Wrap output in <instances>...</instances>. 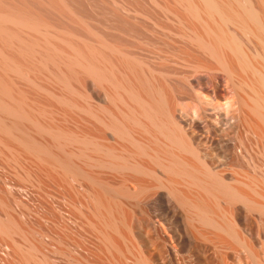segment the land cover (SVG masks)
Segmentation results:
<instances>
[{
    "label": "bare ground",
    "instance_id": "6f19581e",
    "mask_svg": "<svg viewBox=\"0 0 264 264\" xmlns=\"http://www.w3.org/2000/svg\"><path fill=\"white\" fill-rule=\"evenodd\" d=\"M122 1L163 49L70 0H0V247L16 264H264V0ZM31 201L55 229L32 233L14 210Z\"/></svg>",
    "mask_w": 264,
    "mask_h": 264
},
{
    "label": "rangeland",
    "instance_id": "374dc122",
    "mask_svg": "<svg viewBox=\"0 0 264 264\" xmlns=\"http://www.w3.org/2000/svg\"><path fill=\"white\" fill-rule=\"evenodd\" d=\"M73 4H74V6L75 7H77V8H79V10H81V12L88 18V19H90L89 21H91V22H94L96 25H98V26H100L103 30H105L106 32H110L111 34L113 33L114 35L115 34H117V36L118 35H120L121 36V38L123 39V41L125 42V43H127L128 45H129V47H130V45H131V48H133V49H137L136 51L138 52L139 50L141 51V52H143L144 54L146 53H148V52H150L151 51V53H152V51H155V50H157V49H155V48H158L159 49V47H157V46H159V45H161L160 46V49H163V44L157 39V38H155V37H153L151 34H149L148 32H146L143 28H142V25H144L145 23H147V22H151V21H144L143 19H141V17H139V16H136V17H134L135 18V20L137 21V22H135V20L133 19V20H131L132 18H131V15H130V18H129V16H126V17H124V15L125 14H123V13H120V12H115V6H114V4L112 5V3H109L110 1L109 0H107V1H109V2H106V1H103V0H70ZM122 1V0H121ZM123 1H126V2H128V4L129 5H135L136 4V2H132L133 0H123ZM122 1V2H123ZM130 2H131V4H130ZM132 3H134V4H132ZM127 4V3H126ZM137 5V4H136ZM135 5V7H137V6H139V5H137L136 6ZM142 6H144V5H141V7H140V9H143L142 10V12H145L146 14H148L150 11H151V8L149 9V5H147V4H145V6H147V8H148V10H149V12H148V10L147 9H145L144 7H142ZM118 11V10H117ZM152 12V11H151ZM151 12L149 13V14H151ZM153 13V12H152ZM119 14V15H118ZM122 16H121V15ZM158 15V16H157ZM156 16H157V20L159 21V22H165V20H164V18H163V16L161 15V14H157ZM140 18V20H139V18ZM129 18V19H128ZM136 18H138V19H136ZM164 20V21H163ZM142 21V22H141ZM120 36H119V38H120ZM122 39H121V41H122ZM122 41V42H123ZM123 42V43H124ZM126 44V45H127ZM157 45V46H156ZM155 46V47H154ZM152 48L154 49V50H152ZM165 49V48H164ZM140 51L138 52V53H140ZM143 53H140L141 55H143ZM145 54V56H147ZM148 56L150 57V53H148ZM201 94H206V95H210L211 93L210 92H208V91H205V90H202V89H199L198 90ZM208 108L209 107H211V106H207ZM213 108V107H212ZM191 114H193V113H191ZM191 114H187V113H185L184 115L186 116V117H188V118H190L191 116ZM12 199H10V200H8L9 201V203L10 204H12L13 205V203H14V200H12V202H10ZM32 205H29V203L27 204V205H29L28 207L26 206V207H24V209L23 208H21V207H15V208H17V209H15L13 206H15L16 204H14L12 207L14 208V210H18V208H19V210L18 211H21V210H25L26 208H29V211L30 212H28L30 215H29V218L27 219L28 220V225L31 227V225H33V227L32 228H36V229H32L31 228V230H32V233H33V230H35V232L34 233H36V231L38 230V228H39V230L38 231H42L41 229L43 228V230L44 229H48V230H45V233H48L49 231H51V230H49V229H55L56 228V225H55V222H52L53 224H51V222L48 220H46L47 221V223L45 222V219H44V217H42V216H40L39 214H38V212L41 210V208H40V206H38L36 203H35V205H34V202H30ZM33 207V209H30V208H32ZM36 208V209H35ZM38 208H40V209H38ZM35 209V210H34ZM27 210L28 209H26V211H24V212H27ZM38 212H37V211ZM33 212V213H32ZM41 213H42V211H41ZM27 216V215H26ZM40 218V219H39ZM38 219V220H37ZM33 220V221H32ZM40 220V221H39ZM41 220H42V222H41ZM44 220V221H43ZM31 221V222H30ZM35 221V222H34ZM35 223V224H33V223ZM48 222H50V224L53 226H55V228H54V226H53V228L51 227V228H49L50 226H49V223ZM27 223V222H26ZM31 223V224H30ZM48 224V225H47ZM43 226H45V227H43ZM49 226V227H48ZM38 231H37V234H38ZM48 231V232H47ZM40 233H42V232H40ZM40 233H39V235H35V234H33L34 236H36V237H38V236H40ZM43 233H44V231H43ZM47 238V237H46ZM45 238V239H46ZM46 241H47V239H46ZM48 242V241H47ZM44 243H46V242H44ZM47 244V243H46ZM45 244V245H46ZM48 245H50V244H48ZM47 245V246H48ZM1 246V245H0ZM46 246V248L44 249L46 252L47 251H49V247H47ZM50 247H51V245H50ZM52 248V247H51ZM51 252V251H50ZM52 253V252H51ZM52 255H54L53 253H52ZM9 256L7 255V253H6V249L5 248H2V247H0V264H16V262H14V260L11 258V257H9ZM12 259V260H11Z\"/></svg>",
    "mask_w": 264,
    "mask_h": 264
}]
</instances>
